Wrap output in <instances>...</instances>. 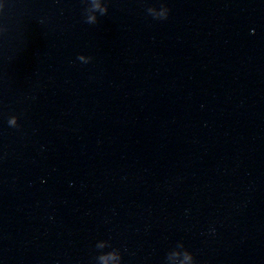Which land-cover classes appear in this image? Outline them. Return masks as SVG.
Segmentation results:
<instances>
[{
	"label": "water",
	"instance_id": "water-1",
	"mask_svg": "<svg viewBox=\"0 0 264 264\" xmlns=\"http://www.w3.org/2000/svg\"><path fill=\"white\" fill-rule=\"evenodd\" d=\"M111 252L264 264V0H0V264Z\"/></svg>",
	"mask_w": 264,
	"mask_h": 264
},
{
	"label": "clouds",
	"instance_id": "clouds-1",
	"mask_svg": "<svg viewBox=\"0 0 264 264\" xmlns=\"http://www.w3.org/2000/svg\"><path fill=\"white\" fill-rule=\"evenodd\" d=\"M9 123L14 124L15 123V120L14 119L13 120H10ZM213 232H215V229H213ZM107 259L108 260H111L112 264H120L119 256H118V253H116V252L109 253L107 255ZM185 260L187 261V264H195V261L192 259L190 253H188L185 256Z\"/></svg>",
	"mask_w": 264,
	"mask_h": 264
}]
</instances>
